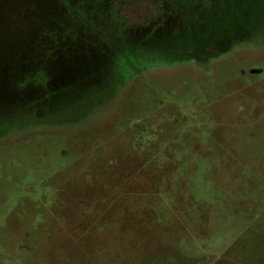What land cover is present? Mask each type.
Wrapping results in <instances>:
<instances>
[{
    "label": "rangeland",
    "instance_id": "1",
    "mask_svg": "<svg viewBox=\"0 0 264 264\" xmlns=\"http://www.w3.org/2000/svg\"><path fill=\"white\" fill-rule=\"evenodd\" d=\"M97 1L0 0V103H14L37 37L66 32L61 3L88 18ZM246 3L227 5L245 32L142 50L73 110L0 119V264H264V4ZM110 8L126 28L159 14L154 0ZM77 40L62 58L84 51ZM52 66L48 82L69 78Z\"/></svg>",
    "mask_w": 264,
    "mask_h": 264
},
{
    "label": "trees",
    "instance_id": "2",
    "mask_svg": "<svg viewBox=\"0 0 264 264\" xmlns=\"http://www.w3.org/2000/svg\"><path fill=\"white\" fill-rule=\"evenodd\" d=\"M108 1L109 3H107ZM113 1L115 0L97 1L95 3L96 8L93 9L94 12L88 14V18L85 17L84 12L80 11L81 9L73 7L67 2L61 3L66 9L62 20L67 25L65 28L68 30L62 31L63 33L55 32L52 34L44 31L41 34L44 35V38L37 37L40 39L36 43L38 49L35 50V54H37L32 56V60L34 64L37 62L43 68L36 72L33 64L31 68L27 69L25 78L15 88L16 99L14 103L9 105L0 103V119L9 120L12 118L13 112L22 111L29 119L49 120L52 115L73 110L75 104L80 100L85 101L89 97L88 95L98 93L95 90L108 86V83L113 80L112 73L116 76L117 81H123L124 59H128L130 55L139 58L142 50L158 48L170 53H174L175 50L190 48H193L194 51H200L206 46L210 47L233 37L238 31L249 30L251 23L250 20L246 21L245 19V22L239 21L232 6L227 9V5L232 0H224V5L220 7L219 16L214 13L215 6H218L217 0L211 2L208 11L204 8L206 5H202L205 0H163L167 5H171L170 7L174 11L182 7L187 8V10L182 11L181 15L176 18L178 23L175 30L171 31L169 28L156 33L145 32V36H143L138 31V27L126 28L125 23L110 8V3L112 4ZM103 2L105 5L107 4V8L101 6ZM263 4L264 0H248L245 6L251 7L254 12L257 11L258 13L264 6ZM198 9L200 12L196 13ZM209 11L210 13H208ZM75 15L80 18L79 21H83L80 26ZM71 16L73 17L71 18ZM96 18L104 19L106 24L104 29L97 27ZM252 19L254 20L253 16ZM66 20L70 23L73 22L72 26ZM130 32H133L132 36L129 34ZM69 38H75L78 39V42L82 41L87 44H83L85 49L80 52L79 56L75 57L76 59L62 58L65 55L63 49L72 50V47L66 44ZM48 41L52 42L51 45L56 46L53 50L60 51L58 56L54 54L53 59L49 58L52 53L46 45ZM18 48L23 49L24 47ZM18 50V52L23 51ZM4 57L6 58L4 55L1 56V58ZM47 59H49L48 62ZM5 61L7 60L5 59ZM57 61H66V64L59 65ZM50 64L53 65L52 68L58 69V71L65 70V75L69 78L67 80L59 78L60 81L57 85H53L54 83L52 84L50 80L48 82L50 78L49 75L45 74V71L48 70ZM96 76L98 83H95ZM110 76L112 79L109 78ZM51 84L55 86V89L51 88Z\"/></svg>",
    "mask_w": 264,
    "mask_h": 264
},
{
    "label": "flooded vegetation",
    "instance_id": "3",
    "mask_svg": "<svg viewBox=\"0 0 264 264\" xmlns=\"http://www.w3.org/2000/svg\"><path fill=\"white\" fill-rule=\"evenodd\" d=\"M211 2H214V0H205L202 5L209 6ZM154 3L158 7L159 14L153 21L149 22L148 25L138 27V31L141 34H143V36H145V32L156 33L162 31V29H169L170 27H171L170 29L171 31L175 30L178 23L176 18H178V16L181 15L182 11L184 12V10L185 11L187 10V8L182 7L180 9L178 8L177 11H174L172 7H170L171 5H167V3L163 0H154ZM217 4L219 7H221L222 5H224V0H217ZM216 16L219 15L217 14Z\"/></svg>",
    "mask_w": 264,
    "mask_h": 264
}]
</instances>
